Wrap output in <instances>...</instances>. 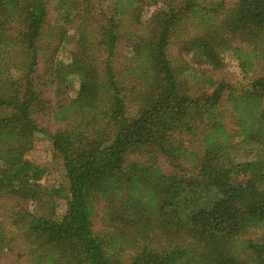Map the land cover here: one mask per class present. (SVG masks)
<instances>
[{"label":"trees","instance_id":"1","mask_svg":"<svg viewBox=\"0 0 264 264\" xmlns=\"http://www.w3.org/2000/svg\"><path fill=\"white\" fill-rule=\"evenodd\" d=\"M226 52L264 66V0H0V191L34 201L30 264H264V73L197 75ZM45 114L49 185L28 157Z\"/></svg>","mask_w":264,"mask_h":264},{"label":"rangeland","instance_id":"2","mask_svg":"<svg viewBox=\"0 0 264 264\" xmlns=\"http://www.w3.org/2000/svg\"><path fill=\"white\" fill-rule=\"evenodd\" d=\"M155 9V5L146 6L144 8V14L142 16L143 19L141 23L143 27L141 29L139 28L138 30L139 39L146 38L145 35L146 33H148L147 31L149 21ZM54 16L55 12L52 11L51 19H53ZM70 49L71 45L65 42L57 57L61 58L65 62H68ZM170 51L174 62L183 64L186 63L187 60H191L190 56L181 53L178 46L176 45L171 46ZM223 59L224 63L222 68L211 72V66L202 65L199 68L197 75H200L203 72L211 73L212 79H214L216 82L222 80L227 82L232 88H239L240 86L245 85L246 83L251 81L253 78H256L257 76L264 73V66L255 67L249 72H243L238 65V59L230 52L224 53ZM39 66V72L41 73L42 64H40ZM39 86L43 87V89L46 88L41 84H39ZM196 86H199V89H202L200 85ZM77 88L78 85L75 84L74 90H76ZM44 94L49 100L53 99L52 96L50 97L46 89ZM70 95L74 96V91H72ZM225 97L226 96L224 95L223 100H225ZM47 115L48 114L37 116L41 118L38 124L40 127H43V131L35 133L33 139V148L28 154V157L31 160L41 164L45 168V176L40 181L42 185H49L51 183L59 182L61 180L62 173V165L60 163V160L54 155L51 143L45 135L47 131L53 132L57 130L58 125L52 124L50 118ZM234 142L237 141L234 140ZM236 158L239 161H241L242 159L240 155H237ZM162 167L165 171L170 170V167H168V164L164 161H162ZM33 205L34 201L26 200L18 195H15L12 192L0 191V237L3 238V241L0 242L1 264H30V261L32 260V254H30L29 252L32 245L24 238L26 229L22 227V225H24V221L26 220V218H28L27 216H25V213L33 212ZM63 208L64 206L60 203L57 209L58 214L63 213ZM20 214H22V216H20ZM99 215L100 209L98 211V216L93 221V229L95 232L103 228V224L99 219Z\"/></svg>","mask_w":264,"mask_h":264}]
</instances>
